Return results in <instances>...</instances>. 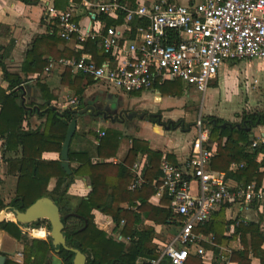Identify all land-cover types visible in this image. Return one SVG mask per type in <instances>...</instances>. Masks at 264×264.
I'll use <instances>...</instances> for the list:
<instances>
[{"label":"trees","instance_id":"trees-1","mask_svg":"<svg viewBox=\"0 0 264 264\" xmlns=\"http://www.w3.org/2000/svg\"><path fill=\"white\" fill-rule=\"evenodd\" d=\"M18 1L26 5H36L39 2V0ZM62 1L58 0V8L61 7ZM117 1L121 4L125 3V0ZM129 1L133 2V0ZM99 18L105 22L106 27L115 23L107 19V16ZM120 21L118 20L116 23ZM43 42L48 44V47L51 44V48L54 49L57 38L52 34V36L40 37L32 42L23 61L22 69L25 75L40 73L47 66V60L42 59L44 52L39 50L42 48ZM97 46L98 43L93 41L85 43V50L92 57H98V60L95 61L99 65L106 59V55L100 48L98 50ZM2 50L3 48L0 46V68L8 86L6 90L0 89V137L6 135V144L3 147L4 152L1 159L4 162L6 176H12L15 179L13 189L5 190L4 194L0 192V210L8 208L11 212L12 209L23 212L37 199L48 197L60 210L67 247L79 250L84 254L85 264H151L150 262L158 257L156 246L152 244L155 231L152 227L144 225V222L150 221L154 225H169L177 223L179 219L172 215L166 197L163 198L159 206H152L148 202L159 186L161 153L150 150L145 141L131 139V147L121 163L117 165L106 163L103 160L112 156L113 151L103 154V147L113 146V149H116L119 144L118 134L106 131L97 147V156L100 158L97 163L92 164L86 154L69 152L68 161H76L79 165L76 168H71V174L67 175L59 161L42 160L43 152L60 153L68 123L75 117L76 112L72 108H67L62 112L53 109L50 103L57 97V91L49 94L44 84L36 83L41 94L42 104H39L35 111L38 110L36 115L43 118V125L36 131L24 130L23 123L33 110L29 111L27 105L21 104L20 96L23 91L25 92L21 85L24 81L7 72L2 62L4 59ZM82 53V51L68 53L64 50L62 53L51 51L50 55L52 59L57 60L70 56L78 58ZM71 76V69L66 68L62 74L61 84L69 86L77 83L78 79L84 78L79 74H76L74 78ZM86 79L88 83L93 82L89 78ZM165 85L167 84L160 86ZM167 86L170 88L169 93L173 96L181 95L182 90L178 83ZM6 91H9V94H5ZM76 94L78 107H80L82 105V88H79ZM236 118L239 120L237 123H227L215 117L203 118L205 125L211 126L209 139L216 145L210 167L214 171L224 172L226 179L240 182L241 188L251 182H256L255 188L259 190L263 177L259 169L264 168V158L259 163L255 159L259 153H264V144L258 143L256 147H252L248 132L257 126L264 125V111L250 113L243 110L236 115ZM149 121L152 124L168 126L170 130L186 131V128L191 126H184L181 120L162 122L157 115L151 116ZM142 155L147 158L143 183L139 189L129 191L128 186L133 178L131 166L135 159ZM232 163L242 165V167L231 173L228 171V167ZM76 176L88 178L90 190L84 198H75L68 194V188ZM52 179L54 185L52 189L48 190ZM92 211H98L102 215L110 217L115 229L119 230L123 238L128 239V243L116 242L98 230L93 221ZM10 217L13 216L10 215ZM71 220H78L79 224L74 225L73 222L67 224ZM22 226L32 229L45 227L49 230L46 220H38ZM225 226L223 214L220 212L218 216L212 217L207 223L198 227L197 231L205 235L211 234L218 243H222L226 238L223 235ZM0 231L20 240L21 233L13 222L0 223ZM231 238H250L251 240L250 244H245L244 252H234L232 261H236L237 256H247V249H250L248 251L260 259V264H264V251L259 250L260 245L264 243V232L260 231L258 224L239 222L235 226ZM39 248L42 252L38 251ZM49 248L54 249L49 237L47 242L33 239L30 246L24 245L25 256L22 264H41L42 258L47 257ZM57 255L63 264H72L74 258L72 251H66L59 247ZM5 264L18 263L6 259ZM183 264H202V262L197 256L189 254Z\"/></svg>","mask_w":264,"mask_h":264},{"label":"crops","instance_id":"crops-1","mask_svg":"<svg viewBox=\"0 0 264 264\" xmlns=\"http://www.w3.org/2000/svg\"><path fill=\"white\" fill-rule=\"evenodd\" d=\"M45 1H50V3L53 2L57 10H64L68 5V0H63L59 8L57 7L58 0H39L36 5H26L18 0H0V46H2V51L4 52V59L2 62L9 74L16 75L24 81L21 86L24 88L25 94L23 97L20 96L21 104L27 105L29 111L33 110L30 112L31 115L27 117L23 123L24 130L36 131L41 129L43 125V118L36 115L38 110L35 111L39 104H42L41 94L36 83L44 84L49 94H53L54 91H57V97L51 100L50 104L52 108L58 112H62L66 108H75L76 106L68 105V101L70 99L77 100L78 96L76 92L79 88H82V105L80 108L94 105L95 110L94 112L88 111L83 114L76 113L74 117L76 119V130L70 141L69 152L86 154L92 164L97 163L100 161V158L97 156V147L102 140L99 138L98 134L100 132L105 133L106 131H113L119 136V144L116 149H113V146H109L108 148H106V146L103 147V154L113 151L112 156L103 160L106 163H111L112 165L121 163L131 147V139H136L147 142L150 150L160 152L162 155L161 158L165 157L171 164L182 165L190 154L191 144L195 138V130L191 126L194 124L199 114L203 118L215 117L227 123H237L239 120L236 118V115L240 114L243 110L250 113L264 111V61L260 60L223 62L218 69L216 77L209 83L206 92L201 94V99H199L200 101L198 102V109L196 108V101L190 100L191 95L187 98L182 96L185 93L192 94L194 92H199L192 87L183 88L185 86L179 82L166 83L169 86L173 83H178L182 90L179 96H173L169 93L170 88H167V85H158L160 87L156 85L157 87L155 86L151 90L138 94H124L114 89L107 88L101 83H88L86 78L78 79L79 81L77 83L71 84L70 82L71 85L69 86L62 85L61 79L65 69L59 66L49 73H45L43 69L40 73H27L25 75L22 69L25 54L26 51L30 49L32 42L37 38H46L52 36V34L57 38L54 49L51 48V44L48 47V44L44 42L41 46L42 48L39 49L44 52L42 59L47 60V64L50 60L57 61L64 59V57L57 60L52 59L50 55L51 51L62 53L65 50L68 53H75L73 49L75 48V44L61 39L58 35L56 22L48 19L45 15L43 6ZM151 1L152 0H133V2H131L125 0L123 4L136 7L141 4H148ZM174 1L187 5L191 0ZM107 19L116 23L112 17H108ZM77 20L80 26L85 30L90 29L95 23L89 17L82 14H79ZM103 24L106 26L105 22H103ZM97 47L99 50V45ZM81 51L83 55L95 63V60H98L97 56L92 57V55L85 50V44H83ZM71 73V78H74L76 74L72 71ZM7 86L8 83L3 79V73L0 68V89L6 90ZM173 89L174 87L172 90ZM243 93L251 94L248 97H252V101L248 103L251 108L253 107V110L244 108V106H248L247 104L239 105V108L236 109L238 99L241 98L240 95ZM5 94H9V91H6ZM190 102L195 109V113L185 109ZM232 105L235 106L232 107ZM202 108L206 110L203 114L201 113ZM140 112H146L154 116L157 115L158 119L162 122L163 119L170 122L181 120L184 126H191L186 128V131H181V129L170 130L169 128L166 129L164 126L152 124L148 119H141L137 116H132L130 120L125 118L127 114H138ZM191 132V139H187ZM86 134L92 138L94 142L93 148H89L86 142L83 141L84 139L82 140V137ZM76 135L77 141H74ZM248 138L250 141L264 144V125L251 129L248 132ZM5 144L6 135H3L0 137L1 158L3 156V147ZM208 144L214 151L216 148L215 143L211 142L209 139ZM263 158L264 153H259L255 160L259 163ZM41 159L60 162V153L46 151L41 154ZM137 160H142L146 162L147 165V158L145 155L138 156L135 161ZM210 164L209 168L211 169ZM78 165L79 163L76 161H69L70 169L76 168ZM238 168H240V165L232 163L228 167V171L233 173ZM259 172L263 174L259 190L264 194V168H260ZM14 179L15 177L6 176L4 162L0 159V192L2 194H4L6 189L14 188ZM226 182L232 190L242 187L240 182L233 179H226ZM251 183L255 185L256 182ZM53 185L54 180L52 179L49 183L48 190L52 189ZM89 190L88 178L86 176H76L73 178V182L68 188V194L75 198H84L87 196ZM221 209L222 211H220ZM7 212L10 213L11 211L7 210ZM220 212H222L226 224L223 233L226 237L224 241L218 243L213 235L202 234L197 231V228L195 230L196 234L204 237L200 238L198 241L204 253L202 256L194 254L195 247H193L190 249L189 254L191 256H197L202 264H246V262H248L247 264H260V259L248 251L250 249H247V256H237V260L232 261L231 259L234 257V252H244L246 250L245 244H250L251 240L250 238H231V236L235 226L239 222L258 224L260 231L264 232V197L261 200H253L249 204L236 203L232 205L227 204V206L223 207L220 206L212 212L209 220L212 217L218 216ZM10 215L12 214H5V219L9 222H13L11 221L12 218H10ZM92 215L94 224L98 230L104 232L107 237H110L116 242L128 243V239L123 238L119 230L115 229L110 217L102 215L98 211H92ZM13 223L17 225L21 233L19 237L20 240L14 239V237H11L4 231H0V255L18 264H22L25 256L24 245L30 246L33 239L47 242L48 230L45 227L32 229L31 227L18 225L16 222ZM68 223L74 225L79 224L78 220H71L68 221L67 224ZM144 225L152 227L155 231L152 244L156 246L158 253L157 258H159L163 246L170 241L173 234L177 233L178 223L154 225L150 221H145ZM259 250L264 251V243L260 245ZM38 251L42 252L41 248H39ZM41 264L63 263L58 257L57 252L49 248L48 255L42 258ZM157 264H170V261L163 257Z\"/></svg>","mask_w":264,"mask_h":264},{"label":"built area","instance_id":"built-area-1","mask_svg":"<svg viewBox=\"0 0 264 264\" xmlns=\"http://www.w3.org/2000/svg\"><path fill=\"white\" fill-rule=\"evenodd\" d=\"M43 6L47 18L56 22L59 37L75 44V53L93 41L106 55L99 65L83 54L50 60L44 72L58 66L68 68L124 94H138L169 82L204 94L223 62L264 61V0H191L187 5L152 0L136 7L117 0H68L64 10H57L50 1ZM79 14L89 17L94 25L83 29ZM100 16L121 21L106 27ZM68 103L78 105L75 99ZM193 128L195 138L186 161L175 165L162 157L159 164V186L148 202L159 206L166 197L172 215L179 219L177 233L151 264L163 257L171 264H183L193 247L194 254L202 256L198 241L204 237L195 230L208 222L215 209L264 197L253 183L230 189L225 174L209 168L213 150L208 144L209 128L200 114ZM98 136L102 138L104 132ZM257 144L252 141V147ZM145 169L142 160L132 164L129 191L140 188Z\"/></svg>","mask_w":264,"mask_h":264},{"label":"water","instance_id":"water-1","mask_svg":"<svg viewBox=\"0 0 264 264\" xmlns=\"http://www.w3.org/2000/svg\"><path fill=\"white\" fill-rule=\"evenodd\" d=\"M25 92H22L21 97H23ZM101 107V105H100ZM76 113L83 114L85 112H94L95 106H85L83 108L78 107L72 108ZM139 117L142 119L141 115H137L136 113H131L130 116L127 117V120H130L131 117ZM147 120V118H146ZM168 129V126H165ZM76 130V119L73 118L67 126L65 138L62 143L61 151H60V165L62 169L65 171L67 175L71 174V170L69 167L68 154H69V146L70 141ZM9 210L4 209L0 211V223L7 221L5 219L6 211ZM13 216L15 221L22 225H28L32 222L38 220H46L49 224L48 237L50 238V242L55 252L59 251V247L66 250L72 251L74 253V258L72 260V264H85L86 257L79 250L70 249L66 245L65 236H64V225L61 221V214L58 206L48 197H41L34 201L29 207H27L23 212H20L16 209H12ZM6 258L0 255V264H5Z\"/></svg>","mask_w":264,"mask_h":264},{"label":"rangeland","instance_id":"rangeland-1","mask_svg":"<svg viewBox=\"0 0 264 264\" xmlns=\"http://www.w3.org/2000/svg\"><path fill=\"white\" fill-rule=\"evenodd\" d=\"M167 88H168V86H167ZM183 88H186V87H183ZM189 95H191V97H190L191 98L190 99L191 101H196V105H197L196 108L198 109V102L200 101L199 99H201V93H196V92H194L192 94L191 93H185V94H183L182 97L187 98V97H189ZM249 95H251V94H249V93H243V94L240 95L241 98L238 99L236 109L239 108V105L247 104L248 106L247 107L244 106V108H247L248 110H253V107L251 108V106L248 103V102L251 103V101H252V97L249 98L248 97ZM234 106L235 105H232V107H234ZM185 109L188 110L189 112L191 111V112L195 113V109H194L193 105L191 104V102L188 104V106L185 107ZM205 111L206 110H204V108H202L201 113L203 114V113H205ZM163 122H167V120H164L163 119ZM188 122H190V121H188ZM188 124H193V123H188ZM191 127H193V125ZM205 127H208L209 129H211V126L210 125H205ZM191 137H192V132L189 134V136L187 137V139H191ZM82 140L86 142V144L88 145L89 148H93L94 147V142H93L92 138L88 134H86L84 137H82ZM74 141H77V135L74 137ZM6 214H12L13 215L12 212L9 213L7 211H6ZM11 221L16 222L15 221V218H13V217H12V220ZM42 228H44V227H42Z\"/></svg>","mask_w":264,"mask_h":264},{"label":"flooded vegetation","instance_id":"flooded-vegetation-1","mask_svg":"<svg viewBox=\"0 0 264 264\" xmlns=\"http://www.w3.org/2000/svg\"><path fill=\"white\" fill-rule=\"evenodd\" d=\"M137 115H141L142 118H144V119L147 118L148 120H149V118H150L151 116H153L152 114H147L146 112H140V113H138ZM128 116H130V114L125 115V118L127 119Z\"/></svg>","mask_w":264,"mask_h":264}]
</instances>
